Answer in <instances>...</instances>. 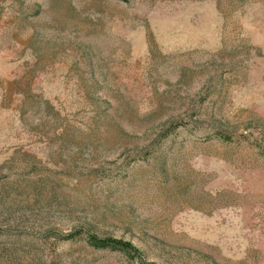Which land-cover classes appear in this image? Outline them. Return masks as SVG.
I'll return each mask as SVG.
<instances>
[{"label": "rangeland", "instance_id": "rangeland-1", "mask_svg": "<svg viewBox=\"0 0 264 264\" xmlns=\"http://www.w3.org/2000/svg\"><path fill=\"white\" fill-rule=\"evenodd\" d=\"M143 263L264 264V0H0V264Z\"/></svg>", "mask_w": 264, "mask_h": 264}, {"label": "trees", "instance_id": "trees-1", "mask_svg": "<svg viewBox=\"0 0 264 264\" xmlns=\"http://www.w3.org/2000/svg\"><path fill=\"white\" fill-rule=\"evenodd\" d=\"M91 242L94 243L95 245H97L98 247H114V248H121L124 251H126V253L128 255L131 256V254H133L134 252V247L128 243H124L122 241H117L114 239H91ZM143 264H147V263H143Z\"/></svg>", "mask_w": 264, "mask_h": 264}]
</instances>
